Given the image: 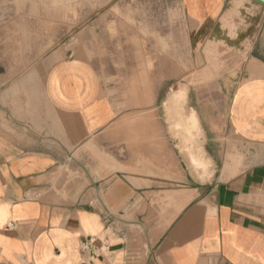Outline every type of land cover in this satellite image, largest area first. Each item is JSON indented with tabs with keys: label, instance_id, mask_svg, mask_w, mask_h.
<instances>
[{
	"label": "crops",
	"instance_id": "1",
	"mask_svg": "<svg viewBox=\"0 0 264 264\" xmlns=\"http://www.w3.org/2000/svg\"><path fill=\"white\" fill-rule=\"evenodd\" d=\"M221 2L237 50L204 96L220 106L187 112L186 85L163 103L199 136L201 118L208 173L189 167L207 182L66 49L0 63V264H264V4ZM181 91L184 111H167ZM89 239L97 258L81 253Z\"/></svg>",
	"mask_w": 264,
	"mask_h": 264
},
{
	"label": "rangeland",
	"instance_id": "2",
	"mask_svg": "<svg viewBox=\"0 0 264 264\" xmlns=\"http://www.w3.org/2000/svg\"><path fill=\"white\" fill-rule=\"evenodd\" d=\"M221 3L0 0V63L23 69L52 51L66 49L70 60L98 73L115 91L116 101L132 110L134 126L159 123L166 141L180 155L182 172L191 173L198 184L207 182L197 177L208 173L200 148L205 141L201 118L196 113L202 128L199 136L193 122L168 121L163 103L172 91L186 85L187 112L220 106L205 103L204 96L219 95L220 88L213 86L219 73L215 69L228 61L229 52L237 50V39L221 31ZM223 10L226 13L225 6ZM147 93L151 95L148 104ZM165 109L183 112V97Z\"/></svg>",
	"mask_w": 264,
	"mask_h": 264
},
{
	"label": "built area",
	"instance_id": "3",
	"mask_svg": "<svg viewBox=\"0 0 264 264\" xmlns=\"http://www.w3.org/2000/svg\"><path fill=\"white\" fill-rule=\"evenodd\" d=\"M9 227H13L11 224ZM81 253L88 255L90 258H97L101 255V249L96 246V240L89 239L81 244Z\"/></svg>",
	"mask_w": 264,
	"mask_h": 264
},
{
	"label": "bare ground",
	"instance_id": "4",
	"mask_svg": "<svg viewBox=\"0 0 264 264\" xmlns=\"http://www.w3.org/2000/svg\"><path fill=\"white\" fill-rule=\"evenodd\" d=\"M171 95H172V94H171ZM183 96H184L183 91H181L179 94L172 95L171 98L169 99L168 103L170 102V103L174 104L177 98H182ZM178 102H179V100H178ZM171 107H173V106H171ZM192 121H194V119H192ZM192 124H193L194 126L197 125L195 121H194ZM190 135H191V134H190ZM202 160H203V159H202ZM198 165H199V164H198ZM196 166H197V165H196ZM198 167H199V166H198Z\"/></svg>",
	"mask_w": 264,
	"mask_h": 264
},
{
	"label": "water",
	"instance_id": "5",
	"mask_svg": "<svg viewBox=\"0 0 264 264\" xmlns=\"http://www.w3.org/2000/svg\"><path fill=\"white\" fill-rule=\"evenodd\" d=\"M255 1L264 4V0H255Z\"/></svg>",
	"mask_w": 264,
	"mask_h": 264
}]
</instances>
